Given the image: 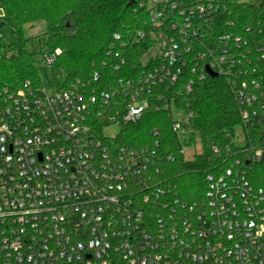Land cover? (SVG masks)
I'll return each instance as SVG.
<instances>
[{"label":"built area","instance_id":"obj_1","mask_svg":"<svg viewBox=\"0 0 264 264\" xmlns=\"http://www.w3.org/2000/svg\"><path fill=\"white\" fill-rule=\"evenodd\" d=\"M133 1L144 25L114 33L103 66L124 71L131 44L147 39L145 67L113 82L95 69L52 92L0 83V264H264V189L249 178L261 147L212 145L205 191L189 202L158 140L129 147L104 134L157 101L184 154L199 138L188 93L212 77L207 67L230 83L246 129L264 127V0ZM241 3L260 14L240 28ZM60 53H43V64Z\"/></svg>","mask_w":264,"mask_h":264},{"label":"trees","instance_id":"obj_2","mask_svg":"<svg viewBox=\"0 0 264 264\" xmlns=\"http://www.w3.org/2000/svg\"><path fill=\"white\" fill-rule=\"evenodd\" d=\"M129 2L130 0H2L11 28L19 35V42L17 53H0V83L12 87L26 82L43 85L34 54L26 48L28 39L23 33L25 27H33L36 23H44L46 26L42 53L61 50L52 65L56 90L67 88L78 79L89 78L95 69H101L105 77L113 82L125 74L126 69L130 70L133 64L145 67L140 59L148 50L150 40L147 39L131 44L129 63L124 71L117 72L114 67L103 66L104 61L110 59L107 53L113 44L114 33L124 35L128 29L134 30L144 25L141 14L134 13L133 5ZM254 7L257 5H237L240 28L260 14ZM192 76L187 66L177 89L184 91V83ZM188 97L191 102L188 110L194 112L193 125L201 143V151L195 152L194 158L187 160L185 153H180L182 144L179 135L172 130V114L168 110L159 109L157 101L149 106L137 123L125 126L117 142L120 145L139 147L153 145L158 140L161 153L175 155V160L165 165L167 174L177 184V195L193 202L205 191L204 170L212 163V145L238 148L233 137L236 130L242 128L245 145H249L251 141L263 149L262 159L253 165L249 178L256 187L264 189V127L259 125L249 131L246 129L241 114L242 107L230 83L221 76L208 77L203 82H196ZM155 129L159 132L157 136L154 135Z\"/></svg>","mask_w":264,"mask_h":264},{"label":"rangeland","instance_id":"obj_3","mask_svg":"<svg viewBox=\"0 0 264 264\" xmlns=\"http://www.w3.org/2000/svg\"><path fill=\"white\" fill-rule=\"evenodd\" d=\"M46 26L44 23H36L33 27L24 28V37L28 40L26 41V48L34 54V60L37 63V68L39 69V77L43 81L44 86L52 92L55 86V78L52 66H46L43 64V42L45 38ZM0 53L6 55H12L18 51L19 35L11 28L10 19L6 12L2 9L0 10ZM158 53V49H155L151 54L147 56L145 62H147L153 55ZM174 118H178L176 111L173 113ZM124 128L118 124H111L104 127V134L106 137H113L116 135H121ZM233 141L244 146L246 144L245 136L242 128L236 130L233 137ZM185 151L186 159L194 158L195 152L201 151V143L199 138H193V141H188L183 146Z\"/></svg>","mask_w":264,"mask_h":264},{"label":"water","instance_id":"obj_4","mask_svg":"<svg viewBox=\"0 0 264 264\" xmlns=\"http://www.w3.org/2000/svg\"><path fill=\"white\" fill-rule=\"evenodd\" d=\"M133 2H134L133 0H130L129 4H133ZM207 71L212 77H216L217 76V74L214 73L209 67H207Z\"/></svg>","mask_w":264,"mask_h":264}]
</instances>
